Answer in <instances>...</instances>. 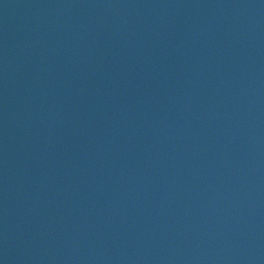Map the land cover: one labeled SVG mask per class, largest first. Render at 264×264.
<instances>
[{"label":"water","instance_id":"95a60500","mask_svg":"<svg viewBox=\"0 0 264 264\" xmlns=\"http://www.w3.org/2000/svg\"><path fill=\"white\" fill-rule=\"evenodd\" d=\"M0 264H264V0H0Z\"/></svg>","mask_w":264,"mask_h":264}]
</instances>
